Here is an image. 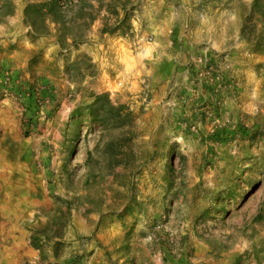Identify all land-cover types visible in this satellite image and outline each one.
<instances>
[{
    "label": "rangeland",
    "instance_id": "374dc122",
    "mask_svg": "<svg viewBox=\"0 0 264 264\" xmlns=\"http://www.w3.org/2000/svg\"><path fill=\"white\" fill-rule=\"evenodd\" d=\"M11 1L0 264H264V0H73L78 49Z\"/></svg>",
    "mask_w": 264,
    "mask_h": 264
},
{
    "label": "trees",
    "instance_id": "16d2710c",
    "mask_svg": "<svg viewBox=\"0 0 264 264\" xmlns=\"http://www.w3.org/2000/svg\"><path fill=\"white\" fill-rule=\"evenodd\" d=\"M73 0H27L24 7V23L29 28L28 33L35 36H53L61 49L74 47L78 49L85 41L84 33L80 26L74 30L73 26L64 22L69 4ZM14 4L11 0H0V12L6 11L12 15ZM93 20V19H92ZM107 32V29L104 31ZM81 56H87L81 54ZM76 60L71 65H75ZM68 70V68H67ZM95 101L92 107H95L102 101H109L108 94L93 95ZM119 106L116 109H120ZM114 108V107H113ZM100 107L93 111V116H99ZM115 109V108H114Z\"/></svg>",
    "mask_w": 264,
    "mask_h": 264
},
{
    "label": "crops",
    "instance_id": "0c3cea01",
    "mask_svg": "<svg viewBox=\"0 0 264 264\" xmlns=\"http://www.w3.org/2000/svg\"><path fill=\"white\" fill-rule=\"evenodd\" d=\"M8 171H11V170H8ZM15 185L17 186V177H16ZM3 197L4 198H8L9 200L17 199V189L13 190V191L12 190H8V189L4 190L3 191ZM4 210H5L4 212L7 213V214L17 215V206L16 207L6 208ZM11 230H13V231L17 230V225L16 224H12L11 225Z\"/></svg>",
    "mask_w": 264,
    "mask_h": 264
}]
</instances>
